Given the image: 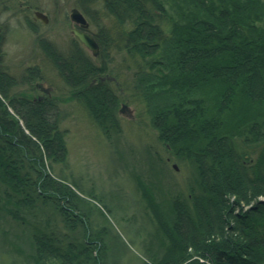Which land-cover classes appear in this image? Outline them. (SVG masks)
<instances>
[{
  "label": "trees",
  "instance_id": "1",
  "mask_svg": "<svg viewBox=\"0 0 264 264\" xmlns=\"http://www.w3.org/2000/svg\"><path fill=\"white\" fill-rule=\"evenodd\" d=\"M262 1L77 0L86 16L97 15L98 7L105 9L115 20L117 37L114 41L109 31L98 25L93 36L101 48L95 59L99 63L76 38L72 50L61 59L69 85L79 86L77 98L92 106L98 123L107 130L115 126L117 97L109 83L95 84L93 79L108 69L106 59L111 48L136 57L139 70L132 78L134 95L148 99V113L158 137L194 170L191 189L195 209L182 204L173 216L192 225L195 231L190 242H198H193L194 248L200 246L198 250L209 254L211 264H264V201L259 199L264 196ZM4 75L0 69V89L7 96L2 85ZM5 100L7 104L0 99V192L4 204H31L43 196V189L46 197L54 195L57 201L81 200L66 180L41 176L45 154L65 153L59 120L51 118L52 101ZM9 106L19 117L8 110ZM223 154L231 156L233 163L227 164ZM24 161L28 163L26 173L22 172ZM138 183L144 182L139 178ZM230 197L235 199L231 202ZM78 201L74 205L79 209ZM241 201L252 205L248 212H235L234 204ZM232 215L234 227L229 223ZM198 216L208 222L214 218L227 229L219 226L221 231L216 235L220 237L203 242L205 232L200 230ZM165 222L161 218L168 227ZM52 235L33 231L31 260L47 264L35 257L39 252L46 254L45 258H73L72 264H80L69 252L74 245L64 247ZM85 244L82 241L83 248L78 250L83 252ZM174 247L177 255L168 261L160 258L154 264H183L189 259L187 254L180 256L179 245ZM86 249L85 258L98 263L93 249Z\"/></svg>",
  "mask_w": 264,
  "mask_h": 264
},
{
  "label": "rangeland",
  "instance_id": "2",
  "mask_svg": "<svg viewBox=\"0 0 264 264\" xmlns=\"http://www.w3.org/2000/svg\"><path fill=\"white\" fill-rule=\"evenodd\" d=\"M73 9L86 19V27L72 18ZM97 9V15L86 16L77 0H0V69L5 74L2 85L7 92L5 96L0 89V99L4 103L5 99L18 98L52 101L51 118L59 120L65 153L51 157L45 154L41 176L66 180L81 198L74 197L71 202L60 197L57 201L54 195L46 197L43 189L45 197L40 195L31 204L6 206L0 192V264H35L31 260L34 251L30 237L38 229L53 234L64 247L73 244V249L67 248L80 264L93 263L85 258L86 248L98 255L96 264H154L160 258L168 261L178 253L174 252L175 243L180 256L189 257L183 264H211L209 254L198 250L200 246L194 248L195 240L190 242L195 231L192 225L173 216L182 204L195 209L191 189L194 170L158 137L148 113V99L142 94L134 95L132 78L139 70L136 57L111 48L106 59L108 69L93 79L95 84L109 83L110 91L117 97L115 126L111 129H104L92 106L77 98L79 86L69 85L61 59L72 50L74 39L95 62L99 63L95 59L101 50L99 46L95 55L73 29L93 36L101 25L114 41L117 37L114 18L102 7ZM8 110L19 117L13 106ZM255 155L256 152L252 154ZM223 156L227 164L233 163L231 156ZM24 164L22 172L28 171V163ZM29 175L34 177L35 173L30 170ZM139 178L143 185L138 183ZM234 199L230 197L229 201ZM259 199L264 201V196ZM236 204L234 209L239 213L248 212L252 206L242 201ZM163 212L167 213L166 218ZM161 218L168 227L161 223ZM198 220L200 230L205 232L203 242L219 238V226L227 229L214 218L208 222L198 216ZM235 222L232 215L230 226L234 227ZM82 241H86L83 252L77 248ZM35 257L47 264H72L73 259H49L39 252Z\"/></svg>",
  "mask_w": 264,
  "mask_h": 264
},
{
  "label": "water",
  "instance_id": "3",
  "mask_svg": "<svg viewBox=\"0 0 264 264\" xmlns=\"http://www.w3.org/2000/svg\"><path fill=\"white\" fill-rule=\"evenodd\" d=\"M38 15L40 17L42 16L39 13ZM71 16L76 22L81 23V27L87 26L86 19L77 9H73ZM73 33L79 38V40L82 43H84V45H86L89 49H91L95 55L99 53V45L97 44V42L95 41L94 37L91 34L76 28L73 29Z\"/></svg>",
  "mask_w": 264,
  "mask_h": 264
},
{
  "label": "bare ground",
  "instance_id": "4",
  "mask_svg": "<svg viewBox=\"0 0 264 264\" xmlns=\"http://www.w3.org/2000/svg\"><path fill=\"white\" fill-rule=\"evenodd\" d=\"M95 39V38H94ZM96 41V40H95ZM97 42V41H96ZM98 44V43H97ZM99 45V44H98Z\"/></svg>",
  "mask_w": 264,
  "mask_h": 264
}]
</instances>
